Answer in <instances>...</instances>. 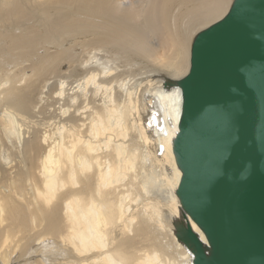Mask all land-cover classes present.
<instances>
[{
    "label": "bare ground",
    "instance_id": "obj_1",
    "mask_svg": "<svg viewBox=\"0 0 264 264\" xmlns=\"http://www.w3.org/2000/svg\"><path fill=\"white\" fill-rule=\"evenodd\" d=\"M233 2L0 0V264H193L164 83Z\"/></svg>",
    "mask_w": 264,
    "mask_h": 264
},
{
    "label": "water",
    "instance_id": "obj_2",
    "mask_svg": "<svg viewBox=\"0 0 264 264\" xmlns=\"http://www.w3.org/2000/svg\"><path fill=\"white\" fill-rule=\"evenodd\" d=\"M174 88L177 240L193 264H264V0H234L199 32L188 74L164 83Z\"/></svg>",
    "mask_w": 264,
    "mask_h": 264
}]
</instances>
